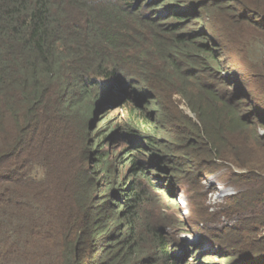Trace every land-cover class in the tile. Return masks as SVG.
<instances>
[{"label": "trees", "instance_id": "obj_1", "mask_svg": "<svg viewBox=\"0 0 264 264\" xmlns=\"http://www.w3.org/2000/svg\"><path fill=\"white\" fill-rule=\"evenodd\" d=\"M116 109L128 120L98 135ZM115 130L133 139L118 158L128 174L106 150ZM0 147V264L208 259L176 236L179 216L153 213L170 192L154 171L185 165L202 199L216 172L238 191L220 213L238 222L210 244L237 241L250 251L241 264H264V159L252 161L264 156V0H0Z\"/></svg>", "mask_w": 264, "mask_h": 264}, {"label": "rangeland", "instance_id": "obj_2", "mask_svg": "<svg viewBox=\"0 0 264 264\" xmlns=\"http://www.w3.org/2000/svg\"><path fill=\"white\" fill-rule=\"evenodd\" d=\"M244 33L248 35L250 32L246 30ZM222 52L223 54H226V51ZM200 56L201 58L205 59L206 64L210 68L217 69V65L209 53H201ZM221 60L227 63V66L229 65L230 72L235 73L236 69L234 68V64L228 63V61L226 60V56L222 57ZM236 74L242 77L241 72H238ZM203 78H207V73H203ZM110 100L111 98H106L104 101L107 102ZM173 102L176 103L180 111H183L184 114L191 116V112L186 107V105L183 104L180 97H175ZM168 110L174 111L170 104H168ZM106 117L107 115L103 117L105 118V120L100 118L98 121L100 122L97 126L98 135L101 134L100 132H104L107 129L106 126L108 125V123H112L113 126H116V123H114L115 121H121L125 119L128 120L125 110L121 109L113 111L110 115H108L107 118ZM166 125L169 126V124ZM253 125L259 128L261 134L263 133L257 121H254ZM116 133H118V130L117 132L116 130L115 132L113 131V135H116ZM173 134L174 133L171 130L170 133H167L166 138L169 140L172 139ZM119 135L120 133L113 137V140L107 145L106 150L110 153L111 160H113L117 164V166H115V171H117L119 168V170L123 171V174H128V168L130 164L127 162V160L129 159V157L126 159V161L124 160V164H119L118 158L120 156H123L126 150L128 149L125 146H122L121 144L127 142V139H133L131 136ZM158 136L164 137V132L159 133ZM140 159L141 161L146 162L152 160L149 156H140ZM263 159V154L257 153L256 158H254V160L252 161H254L256 164H260L263 162ZM167 169V173H161L157 170L154 171L153 182L159 186L164 185L165 188L167 187L170 192L164 193L162 191H159L157 193V196H159L160 199V204L156 209L157 211L153 213L155 214L156 218L159 219L161 218V216H179L180 219L183 220L185 226L178 225V227H182V229L185 230V232L187 233H182L183 231L177 229L175 232L176 236L179 239L183 238L189 240L190 243L199 245L201 248H203V251L209 252L213 255L202 262L192 260L191 264H241L242 261H246L244 263H249L250 260L247 262V255L250 251L246 250L245 246L240 245L237 241H233L230 244H223L219 242H216L213 245L210 244L211 235L215 233H220L224 228L232 227L239 220V218L236 216L228 217L224 214L220 215V213L223 211V206L226 205L227 200L238 194V191L235 188L228 186L224 183L226 177L221 175L219 172H216L208 177L202 178L200 181L202 189H199V192L206 195V198L202 199L200 195L191 192L189 189L193 188V186L187 178H189V176H191L193 172H195V165H185L184 168H182L183 173L181 174H177L175 173V171H172V173H170L172 166L167 167ZM222 170L223 173H225L227 170L229 173L230 171H232L234 174L245 173L244 170L234 168L231 164L227 166L224 165L222 167ZM169 176H171L172 179L170 181H167L166 178ZM177 180H185L183 182V189H180V187L173 186V184L176 183ZM0 185H2L1 177ZM171 197L176 198V201L171 200ZM262 211H264V208L262 209ZM223 251L224 253H222ZM219 253H222L223 255H218ZM100 255L101 251L94 257L93 262H96ZM225 256H231L233 260L231 262L224 261L222 258H226Z\"/></svg>", "mask_w": 264, "mask_h": 264}, {"label": "water", "instance_id": "obj_3", "mask_svg": "<svg viewBox=\"0 0 264 264\" xmlns=\"http://www.w3.org/2000/svg\"><path fill=\"white\" fill-rule=\"evenodd\" d=\"M191 116H193L192 114H191ZM194 117V116H193Z\"/></svg>", "mask_w": 264, "mask_h": 264}]
</instances>
